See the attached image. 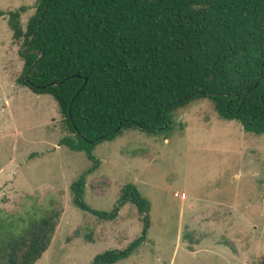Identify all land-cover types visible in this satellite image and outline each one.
<instances>
[{
    "label": "rangeland",
    "instance_id": "rangeland-1",
    "mask_svg": "<svg viewBox=\"0 0 264 264\" xmlns=\"http://www.w3.org/2000/svg\"><path fill=\"white\" fill-rule=\"evenodd\" d=\"M35 4L0 0V225L19 229L21 218L57 213L36 264H89L125 249L142 235V214L131 202L113 220L77 208L70 186L85 175L91 208L110 211L126 184L148 201L144 240L113 264H264V133L218 118L200 99L158 134L127 129L100 142L92 159L59 145L67 127L56 101L16 80L22 40L13 39L9 13L22 8L24 29Z\"/></svg>",
    "mask_w": 264,
    "mask_h": 264
},
{
    "label": "trees",
    "instance_id": "trees-1",
    "mask_svg": "<svg viewBox=\"0 0 264 264\" xmlns=\"http://www.w3.org/2000/svg\"><path fill=\"white\" fill-rule=\"evenodd\" d=\"M9 13L13 39L22 40L18 83L49 94L66 123L59 145L90 159L100 142L127 129L155 135L170 128L175 110L200 99L218 118L264 133V0H36L20 23ZM91 171V170H89ZM85 175L73 181V204L105 220L131 202L142 214V235L89 264H113L145 238L148 201L131 184L110 211L84 199ZM57 213L0 225V264H36L51 241Z\"/></svg>",
    "mask_w": 264,
    "mask_h": 264
},
{
    "label": "built area",
    "instance_id": "built-area-1",
    "mask_svg": "<svg viewBox=\"0 0 264 264\" xmlns=\"http://www.w3.org/2000/svg\"><path fill=\"white\" fill-rule=\"evenodd\" d=\"M175 195H178V196H179L178 193H175ZM180 197H181V198H184V197H185V193H181V194H180Z\"/></svg>",
    "mask_w": 264,
    "mask_h": 264
}]
</instances>
